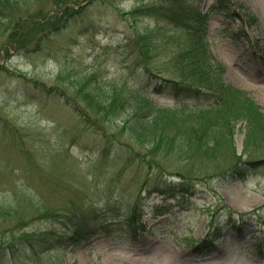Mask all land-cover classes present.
Returning a JSON list of instances; mask_svg holds the SVG:
<instances>
[{
	"label": "rangeland",
	"instance_id": "1",
	"mask_svg": "<svg viewBox=\"0 0 264 264\" xmlns=\"http://www.w3.org/2000/svg\"><path fill=\"white\" fill-rule=\"evenodd\" d=\"M59 1L18 0L23 34L16 26L5 32L0 21V67L8 71L0 73V264H264V163L246 166L243 178L206 164L204 175L189 179L193 197L151 193L155 180L180 181L177 156L165 158L169 172H151V156L113 121L96 132L66 102L76 96L68 87L81 77L119 91L148 89L153 79L129 44L131 21L154 35L176 32L169 51L149 62L169 68L186 31L140 7L165 8L171 0H96L44 39L62 20ZM216 1L183 0V7L199 6L196 27L208 53L225 66L224 79L264 113V0ZM9 32H16L10 42ZM154 99L172 104L166 96ZM244 136L238 124L236 151L249 160ZM261 148H250L256 159ZM38 201L58 214L34 211ZM75 231L94 233L72 243Z\"/></svg>",
	"mask_w": 264,
	"mask_h": 264
},
{
	"label": "trees",
	"instance_id": "2",
	"mask_svg": "<svg viewBox=\"0 0 264 264\" xmlns=\"http://www.w3.org/2000/svg\"><path fill=\"white\" fill-rule=\"evenodd\" d=\"M178 1L179 3L173 0L165 8L150 9L157 17L165 19L177 29L186 31L185 38L176 39L178 46L175 47V59L166 63L170 65L169 68L151 67L149 62L157 54L169 51L168 44L176 32L160 36L159 31L153 34L154 29H135L130 45L137 51L138 64L144 69L145 74L153 79L148 89H152L155 94L169 95L177 101L180 96L199 95L198 88H204L209 92L205 104L198 103L192 109L176 105L161 106L152 102L145 87L130 89L127 86L121 91H107L99 83L93 85L84 83L86 91L81 81L77 82L75 90L77 93L82 91L83 94L79 99L72 98V100L77 104L82 103L90 110V112L82 111L83 119L91 120L95 129L100 128V121L103 119L118 120L121 131L126 132L139 145L146 148L152 157L158 158L162 155L165 158L170 153L176 152L185 161V165H188L187 174L181 173L183 178L188 177L198 168L206 167V164L216 165L217 168L225 165L226 171L229 169L234 175L243 178L245 175L243 170L246 166L252 167L258 166L254 164L264 163V155L256 159L250 150L252 147L264 148V115L244 92L224 83L220 64L209 63L210 55L203 29L196 27L201 22L198 11L195 9L187 11L183 7L182 0ZM16 2L18 1L0 0V19L7 20L3 28L5 32L10 29L9 26L13 21L11 16H14L12 14L20 8ZM73 12H76L73 8L66 7L62 15L63 19ZM15 20L16 24L20 22V19ZM18 28L20 31L17 34H23L25 26ZM35 29L38 34L42 32L41 28L35 27ZM14 33L7 34L8 41ZM47 36L48 34L43 38ZM241 122L245 123L242 127L245 132L244 153L252 156L249 160L243 159V151L240 154L236 151L234 136L236 126ZM196 163L201 165H195ZM156 167L163 166L156 165ZM161 183L164 181L160 180L153 190L161 191L163 189ZM178 193L192 195V192L185 187H180ZM35 204L36 207L45 205L43 202H32V206ZM79 236L82 234L75 231L72 237L77 240Z\"/></svg>",
	"mask_w": 264,
	"mask_h": 264
}]
</instances>
